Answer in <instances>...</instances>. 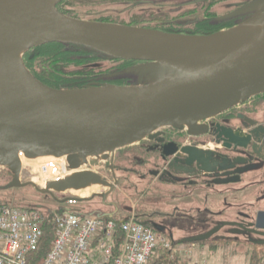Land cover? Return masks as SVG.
<instances>
[{"label": "water", "instance_id": "obj_1", "mask_svg": "<svg viewBox=\"0 0 264 264\" xmlns=\"http://www.w3.org/2000/svg\"><path fill=\"white\" fill-rule=\"evenodd\" d=\"M59 1L0 0V165L10 174L0 189L32 187L63 203L55 194L97 186L106 190L92 195L102 198L99 206L83 210L76 208L78 204L67 207L63 203L62 211L100 219L122 212V220H127L135 209L112 203L107 209L105 199L117 183L100 171L118 149L164 126L193 131L200 120L264 92V0L250 2L245 9L249 15L236 26L210 34L75 18L57 9ZM52 42L135 63L114 75L127 79L126 84L52 87L37 79L22 59L30 48ZM258 127L250 141L228 143L235 146L238 155L234 158L221 160L201 148H182L177 156L182 157V166L174 167L178 164L174 160L168 172L192 177L205 170L211 173L209 177L233 174L228 179L237 181L248 178L252 171L259 176L264 134ZM247 142H252L251 154L246 151ZM41 157H65L73 172L47 180L42 187L21 181L22 158ZM248 162L259 165L241 167ZM259 185L247 181L245 186L253 188L241 198L254 196V186ZM19 207L38 210L46 218L56 213L43 204ZM238 215L242 217L238 222H219L178 239L176 225L169 232L156 223L152 228L179 244L211 240L221 228L229 227L234 239L264 246V209Z\"/></svg>", "mask_w": 264, "mask_h": 264}, {"label": "flooded vegetation", "instance_id": "obj_2", "mask_svg": "<svg viewBox=\"0 0 264 264\" xmlns=\"http://www.w3.org/2000/svg\"><path fill=\"white\" fill-rule=\"evenodd\" d=\"M252 1L91 0L86 3L95 7L91 8V12H87L89 17L101 15L108 17V20L97 21L143 26L173 33L210 34L227 30L243 21L249 15L245 9ZM67 2L68 0L59 1L56 4L57 9L69 16L79 18L80 15L72 13L74 11H71V7L67 6ZM68 45L72 47L71 54L74 59L79 61L77 67L80 71L72 78L75 82L72 87L98 86L105 83L126 84V80L117 79L114 75L135 62L126 64L124 60L110 59L84 47ZM40 46L27 50L22 59L30 72L45 83L44 79L49 74L38 72L32 66L34 56L37 55ZM64 84L69 85L68 83ZM257 125L261 128L258 132L264 134V92L255 94L213 116L200 120L193 131L184 126L162 127L137 142L118 149L108 161L106 171L112 179L116 178L117 184H124L125 189L134 191V198L136 197L134 200L139 207L135 216L143 220L140 223H145L144 225L152 226L153 223H156L169 232L171 225L181 227L180 229L183 230H198L209 229L219 222H238L242 219L238 215L239 212L251 214L252 211L259 208L264 209V159L261 160L259 176L256 171H252L246 176L248 178H243L240 181L228 179L229 177L234 178L233 174L209 177L208 175L211 173L205 170L200 171L199 175L187 177L185 174L168 172V166L174 160H178L177 166L174 165V167L182 166L180 163L182 157L177 158L182 148H188L190 151L201 148L206 151V154L210 153L213 158L221 160L234 158L238 155L233 151L235 146L234 144L228 146V143L236 139L238 142H246L248 139L250 141L253 129ZM239 133L242 136L239 137ZM251 143L247 142L246 147L249 154H251ZM262 144L260 145L261 152L264 153V142ZM257 165L259 164L248 162L241 167L254 168ZM177 178L180 180L175 181ZM226 179L229 181L222 183ZM173 181L174 183H172ZM247 181L249 183L257 181L260 185L254 186V196L241 198L249 194L253 188V186H245ZM150 183L164 185L166 188H162L163 191H159V189L152 191L145 187ZM242 187L243 190H240ZM162 195L178 202L184 201L189 205L188 211L178 208L180 207L178 203L173 205L172 212L147 211L149 199ZM194 195L199 197L198 201ZM66 197L60 196L58 199ZM122 218H124V214L117 212L111 219L122 220ZM229 229V227L221 228L214 237L220 236V233H223L221 236H224V233L230 235Z\"/></svg>", "mask_w": 264, "mask_h": 264}, {"label": "built area", "instance_id": "obj_3", "mask_svg": "<svg viewBox=\"0 0 264 264\" xmlns=\"http://www.w3.org/2000/svg\"><path fill=\"white\" fill-rule=\"evenodd\" d=\"M39 168L45 182L64 177L68 169L55 158L46 159ZM3 170L0 165V174ZM62 196H67L62 199L66 206L81 202L71 192ZM48 218L53 237L41 264H162L155 261L161 253L170 260L181 253L168 237L133 217L100 219L61 211L46 218L35 209L0 203V264H27L44 239Z\"/></svg>", "mask_w": 264, "mask_h": 264}, {"label": "rangeland", "instance_id": "obj_4", "mask_svg": "<svg viewBox=\"0 0 264 264\" xmlns=\"http://www.w3.org/2000/svg\"><path fill=\"white\" fill-rule=\"evenodd\" d=\"M91 0H68L67 6L71 7V11H74L72 13H78L80 15L79 18H86V19H95V20H108V17L106 16H99V17H93L87 14V12H91V5H88L86 2ZM96 11V10H94ZM88 15L87 17H84ZM95 15V14H94ZM126 20V19H125ZM66 50H69L72 52V47L68 46L65 48ZM37 55L34 56V61L32 63V66L37 70L38 72H43L46 74H51L52 69L49 67V64L43 60L41 56H39V53L42 51L38 48ZM73 60L74 57H71ZM130 66V64L128 65ZM60 68L54 72V78H59L63 80V83L68 84H74V79H72L74 76L78 75L80 71H78L79 67H77V64H74L72 61L68 63H63V65L59 66ZM36 72V71H35ZM37 73V72H36ZM49 76V75H48ZM121 80H126L124 78H117ZM60 87H68V85L64 84ZM79 88V87H78ZM43 161H36V160H26L25 163H23V168L21 172V181H33L35 184H37L39 187H42V184L44 186L45 184V176L42 173L39 172L40 166L42 165ZM121 165V164H119ZM108 166V162L106 163V166L103 170L100 172L110 181H112V177L110 174L106 171V167ZM10 180V174L3 170L0 174V186L6 185L8 181ZM135 181V180H134ZM146 188H150L152 191L154 189H159V191H163L162 188H166L164 185H156L148 184L145 186ZM126 187L124 184L118 183L113 190V193L106 197L107 202V209L109 208L110 204H115L118 206L122 205H131L135 211L133 214H130V217H134L135 214L139 211V207L137 205L136 200H134V191H131L130 189H125ZM145 189V188H144ZM130 190V191H129ZM106 190L102 188H96L91 191L89 196H87L84 200H81L79 202L77 209H83V210H90L96 206H99L102 202V198H99L98 196H93L94 193L97 192H104ZM63 195V194H61ZM60 194H55V197L61 196ZM195 199L198 201L199 197L194 195ZM149 203L147 205V211H168L172 212L173 205H180V209H186L188 211L189 205L184 203V201H176L171 200L168 198H165L164 195L162 196H156L154 198L149 199ZM0 203L10 204V205H17L19 206H28L33 204H43L46 207L50 208L51 210H54L56 213L61 212L64 207H66L63 203H59L57 200H55L53 197H45L40 195L35 189L32 187H26L23 188H7V189H0ZM158 203V204H157ZM199 203V202H198ZM109 204V205H108ZM147 204V203H146ZM63 207V208H62ZM68 207V206H67ZM74 208V207H70ZM194 214V212H192ZM137 221L141 222L143 220L139 219L138 217H134ZM145 224V223H144ZM181 226L183 223L181 222ZM147 227H152L150 224H146ZM181 228V227H180ZM179 227H176L174 229V235L175 238H181L184 236H189L193 233L204 231L205 229L201 228L198 230H188V229H180ZM167 234V233H166ZM221 235L223 233H220ZM216 236V238H213L208 241L203 242H194V243H179L175 244L176 249H181V253H178L173 259L170 261L175 264H197L198 262L202 261L201 259H204L210 264L215 262L216 264H249L250 255L255 252L256 256L261 255V259L258 262V264H264V246L255 245L252 243L247 242L243 238H237L234 239L233 235H228L224 233V236ZM167 237V235H165ZM48 240V246L50 245V240ZM161 253V252H160ZM166 253H161L160 255H164Z\"/></svg>", "mask_w": 264, "mask_h": 264}, {"label": "trees", "instance_id": "obj_5", "mask_svg": "<svg viewBox=\"0 0 264 264\" xmlns=\"http://www.w3.org/2000/svg\"><path fill=\"white\" fill-rule=\"evenodd\" d=\"M68 44L59 43V42H52L41 45L39 49L42 51L39 53V56L43 58L48 64L49 67L52 69L51 74L44 79L45 83L52 87H60L64 85V81L59 78H54V72L58 70L63 63L73 62L77 64V60H73L71 57L73 56L69 50L65 48L68 47ZM135 61H126L128 63H134ZM72 87V84L68 85ZM44 239L41 245L38 247L36 251L28 257L27 264H41L44 256L48 251V240L52 239L53 237V222L51 218L45 219L44 225ZM261 259V255L256 256L255 252L250 255L249 264H258ZM156 262H161L162 264H172L167 254L159 255V257L155 260ZM175 264V263H173Z\"/></svg>", "mask_w": 264, "mask_h": 264}, {"label": "bare ground", "instance_id": "obj_6", "mask_svg": "<svg viewBox=\"0 0 264 264\" xmlns=\"http://www.w3.org/2000/svg\"><path fill=\"white\" fill-rule=\"evenodd\" d=\"M48 158H55V157H41V158H38L36 161H43V160H46ZM55 159H57L61 163L65 164V157H60V158H55ZM22 161H23V163H25L26 159L22 158ZM72 172H73L72 170L67 169V174L72 173ZM42 186H43V184H42ZM96 188H98V187L97 186H92V187H89V188H86V189H83V190H73V191H71V193H74V194L78 195V197L81 198V199H85L87 196H89L91 191L96 189Z\"/></svg>", "mask_w": 264, "mask_h": 264}, {"label": "crops", "instance_id": "obj_7", "mask_svg": "<svg viewBox=\"0 0 264 264\" xmlns=\"http://www.w3.org/2000/svg\"><path fill=\"white\" fill-rule=\"evenodd\" d=\"M203 261H205V263L206 264H209L206 260H205V258L204 259H202ZM211 264V263H210ZM212 264H216L215 262H213Z\"/></svg>", "mask_w": 264, "mask_h": 264}]
</instances>
